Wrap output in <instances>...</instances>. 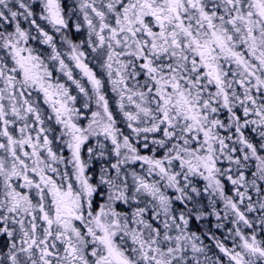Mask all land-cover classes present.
Wrapping results in <instances>:
<instances>
[{
    "label": "snow or ice",
    "instance_id": "1",
    "mask_svg": "<svg viewBox=\"0 0 264 264\" xmlns=\"http://www.w3.org/2000/svg\"><path fill=\"white\" fill-rule=\"evenodd\" d=\"M0 264H264V0H0Z\"/></svg>",
    "mask_w": 264,
    "mask_h": 264
}]
</instances>
